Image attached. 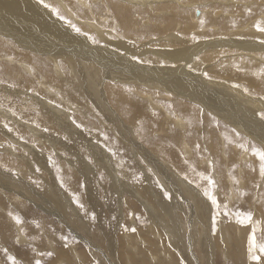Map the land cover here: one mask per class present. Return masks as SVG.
<instances>
[{"label":"rangeland","instance_id":"rangeland-1","mask_svg":"<svg viewBox=\"0 0 264 264\" xmlns=\"http://www.w3.org/2000/svg\"><path fill=\"white\" fill-rule=\"evenodd\" d=\"M204 1L202 0L201 4L187 7L193 13L195 9H200L203 13L206 8L209 15L214 11L225 14L224 10L218 8L213 2L206 4ZM182 2L183 0L180 1V3ZM257 4L260 6L259 3ZM187 7L180 11H188ZM263 10L264 7L261 9L264 13ZM60 15L65 17L63 22L68 25L69 31L78 36L79 34L88 35L87 28L77 25L63 14ZM192 17V14L187 15L186 22L182 25L185 29L182 30L181 37L187 39L188 31L191 44L200 47V50L206 43L205 41H210L212 38L204 37L209 34L205 29L193 31L187 27L191 24ZM196 17L200 18L198 15ZM224 17L228 16L222 15L217 20ZM256 18L254 24L260 22ZM100 20L101 17L95 18L96 22L94 23L103 24L107 27L105 31L108 33L109 30L113 32L110 35L115 41L118 40L119 45L131 43L126 36H120L122 34L117 31L113 23L117 20L110 23ZM165 27L166 25L163 28ZM77 28L80 29L79 32L76 30ZM167 28L169 30L168 26ZM89 35L93 40L95 34ZM168 35L169 32L164 36ZM142 41L138 42L141 44H139L140 47L148 44L146 40ZM9 45L8 57L14 59V54L24 51L11 48L10 41ZM91 45L106 46L100 39L97 42L93 40V43H87L88 47ZM54 48L59 55L44 56L42 58L45 61L43 63L44 72L38 74V70L35 69L33 77L15 66L12 68L11 78H8L5 75V67L1 66L0 109H6V111L0 112V124H4L0 125V264H12L10 257H16V264H36L37 261L40 264H258L252 259V233H255L258 243L264 244V177L260 175V160L253 154V150L264 149V138L260 137V134H253L249 137V134L237 133V130H234L236 125L225 120L228 113L213 112L211 108L207 109L212 103H205L198 96L197 101H201V103L197 102L194 96L198 94L199 90H202L208 96L216 98L224 109L229 110L234 118L237 117V120L240 118L241 122L244 120L243 112L237 110L233 105L228 106L230 103L235 104L238 101H224L223 92L256 97L258 100H254L257 102L248 106L257 107L253 113L259 116L264 124V119L261 118V114L264 113V93L257 95L250 88H245L249 92L238 87L237 89L225 79L209 76L208 70H211L212 67L217 68L218 65L215 63H220V60L223 62V58L226 56L220 55L215 62H209L210 64H198L197 66L196 60L190 61L192 64L184 62L188 68H183L184 71L172 72L173 74H182L183 79L186 78L188 83H193L188 84V88L183 92H176L170 81H150L149 84L135 83V86L125 85L126 89L129 87L126 90L127 93L133 95L142 93L151 97L155 107L151 102L136 96L131 102L110 105V111L105 109L107 106L104 105L103 112L100 113V108L95 111L91 103H89L90 107H86L82 95L83 103L81 102L78 94L81 93V90L78 91V88H74L75 84L71 80H63V73L68 66L66 60L60 55L68 54L60 52L64 50L63 47L60 51L58 45ZM128 50L130 49L128 48ZM139 50L141 51V49ZM139 50L137 53H133L129 64L134 62L139 71H145L147 68L143 69V65L138 64L139 61L144 62V59L138 57ZM199 50L196 54H199ZM48 52L49 49L44 50L45 54ZM257 53L262 58L261 55L264 52ZM121 54L122 57H126V53ZM4 55L0 51V57H4ZM112 57L113 55L108 56L109 63L114 61ZM146 57L151 60L148 61L149 63L145 61L144 65L148 64L152 68H157L159 72L163 73L160 74L164 76L162 79H167L163 70L168 67L163 63L166 61L159 57L157 60H152L149 54L144 56L145 59ZM50 59H56L59 70H55V64ZM100 59L106 60L102 57ZM249 59L251 58L244 59L242 65L251 61ZM258 60H260L259 57ZM156 61L161 62L156 63ZM159 63L163 65L159 66ZM237 63H241L240 60ZM177 64L175 68H178ZM101 65L103 66L104 63ZM30 66L34 68L33 65L30 64ZM67 70L69 74L70 70ZM219 71L222 73L221 69ZM151 73L148 72V74ZM156 75L159 76V74ZM31 78L34 82L32 84L30 83ZM157 78L159 79V77ZM170 79L174 78L169 76L168 80ZM206 79L209 83L205 84ZM38 82L42 83V89ZM129 83L134 82L130 81ZM207 85L210 87L208 88ZM219 85H223L225 89H221L218 87ZM158 87L159 89H157ZM7 91H12L13 94L9 96ZM260 93L262 92L260 91ZM193 97L195 100L192 99ZM190 100L192 105L196 104V108L197 104L201 106L197 108L201 117L198 115L199 117L196 118L197 128L193 129V138H196L197 141L184 143L192 149V152L185 154L182 148L184 144L179 143V136L187 133L188 127L183 124V121L178 124L176 119L182 118L178 117L179 103H186ZM2 101L8 103L3 104ZM66 103L73 105L74 108L75 105L80 106L82 103L80 110L88 111L89 116L87 115L85 119L88 123L84 124L83 122L82 125L83 127L87 126L86 128L90 131L88 133L89 141L92 144L95 143L98 153L95 147L91 149L77 140L73 133L75 129L62 131L61 128L65 127L63 124L71 125V121L80 127L81 112L68 111ZM104 104L107 105V101ZM203 105H206L207 108L205 109ZM140 108L146 109L149 113L142 119V123L150 121L147 136H143L139 132L140 122L137 120L139 117L135 114ZM59 109L64 111L60 112ZM65 110L67 118L70 117V120L62 116L65 115ZM206 111L208 118L205 117ZM102 113L105 119H103ZM222 115L224 116L222 117ZM154 117H157L155 123L153 122ZM53 119L56 120L52 122ZM208 120H213L212 122L216 125L215 129L219 132L218 136L210 135ZM245 121L250 122L247 118ZM107 122L111 123L109 124L113 129L110 128L111 126L109 129H105L104 124ZM190 124L193 126L192 123ZM221 128L234 133L237 141L232 142L228 147L225 140L221 143V139H219ZM241 128L249 130V127ZM77 130L80 129L77 128ZM100 132L103 133L102 136L97 137L95 133ZM173 132H177L179 146H173L169 151L182 155L181 158L178 157L179 160L194 171L189 169L188 172L184 168H180V170L171 163L166 165V161L168 162L169 159L163 151L164 145L157 142L163 140L171 142L170 136ZM104 137H107V141ZM10 139L17 144H13ZM152 140H155V143ZM114 144H117L118 147L134 149L135 157H130L129 153L126 155L123 149L118 148V155L124 159L113 156L110 159L111 170H108L107 167L101 166V158L104 157L107 160L106 154L113 152ZM2 147H10L11 154L2 150ZM99 154L103 157L100 158ZM45 161L49 162L46 164ZM140 162L145 163L144 168H141ZM194 162L195 166L192 165ZM86 165L91 167L92 173L86 171L88 170ZM171 166L176 167L175 171H178L182 179L188 182L183 191L177 186L176 177L174 182L171 179L166 183L168 190H165L159 183L163 176L167 178L169 171L174 170L173 167L170 168ZM111 173L115 175L112 176L113 178ZM209 177L215 181V188L209 183ZM148 178L152 189L162 190L161 199L164 202L170 203L175 200V192L178 196L182 191V196H179L176 201L178 205L173 208L178 220H183L182 224H178L180 234L177 241H173L175 237L171 231L163 228L164 226L157 227L160 218L155 217L154 220L149 218L145 206L134 197L133 191L143 189V184L146 179L148 181ZM113 184L119 188L118 193L113 188ZM132 186L137 189L133 190ZM194 190H197L198 196ZM205 191H210L216 196L220 204L219 208L204 195ZM55 192L57 196H55ZM140 194L143 195L142 192ZM59 199L67 201L69 207L71 206L67 207V213L63 208V210L52 209L54 208L52 204L55 202L53 200L60 203ZM174 205L176 204L174 203ZM57 206L60 207L58 203ZM157 210L162 211L160 203L157 204ZM249 212L252 213V222L240 223L242 216ZM164 215H167V212H164ZM16 217H19L21 222L18 223ZM133 228L135 232L131 231ZM227 230L228 232H226ZM21 236L22 239L19 238ZM214 240L218 244L216 247L213 246ZM230 240L233 242L235 240L237 247L229 245ZM225 242L227 244L223 245ZM49 252L52 255H48ZM255 254L261 256L259 264H264V253L256 251Z\"/></svg>","mask_w":264,"mask_h":264},{"label":"bare ground","instance_id":"bare-ground-1","mask_svg":"<svg viewBox=\"0 0 264 264\" xmlns=\"http://www.w3.org/2000/svg\"><path fill=\"white\" fill-rule=\"evenodd\" d=\"M180 1L181 0H44L45 4L51 6L49 8H45L44 4L40 3V0H0V51L5 54L4 57H0V63H1L0 70H1V66H4L5 75L8 78H11L12 68L16 66L18 67L19 70L23 71L27 75L30 76L32 75L33 77L34 76L33 71L35 69L38 70V74L44 72L43 63H45V61L42 58L47 55L58 56L59 54L56 53L57 51H55L54 47L58 45L59 51L63 47L64 50L60 52L68 54V55H60L66 60L68 66L65 72L63 73L64 75L63 80L65 81L71 80L73 84H75L74 88H78V91L81 90V93H78L80 95L79 98H81L82 95L83 102L86 107H90L89 103H91L94 106L95 111H98L100 108V113H101L103 112L104 105L105 107L107 106V108L105 109L109 110L110 105H116L117 103H123L127 101L131 102L136 96L140 97L145 101L151 102L153 107H155L154 100H152L151 97H148L147 95H144L142 93H137L136 95L127 93L126 90L129 87L126 89L125 85L128 84L135 86V83L149 84L150 81H157V82L170 81L174 86L176 92L177 91L183 92L188 88V84H193V83L192 82L188 83L185 80L186 78L183 79L182 74H173L172 72L181 71L183 70V68H186L187 66L184 64V62L191 63L192 61L196 60L195 62L197 63L198 66V64H208L209 62H215L216 59H218L217 57H219L220 55L221 56L226 55L223 58V62H221L220 60V63L218 62L219 64L215 63L218 65V66L216 65L217 68L212 67L211 69L210 67L211 70H208L209 72L207 71L209 76L211 77L215 76L214 78H221V80L225 79L228 81L229 84L231 83L235 88H237V85H239L238 88L243 89L244 91L249 92L248 90H245V88H250L251 91L252 92L254 91V93L257 95L263 94L264 66L262 65H264V53L263 55H261L262 58H260V56H258L257 53V52H264V43H261V41H264V31L259 30L261 28H264V13L261 11V9L264 7L263 0H205L204 2H206V4L208 2H213L218 8H222L224 10L225 14L228 17H224L221 20H217V19L218 17L225 15L223 14V12L214 11L209 15L207 14L205 8L203 13L201 12L202 10L200 11V9L199 10L195 9L193 13V11H190L189 7H187V6H193L194 4H201L203 3L202 0H183L182 3H180ZM257 3H259L260 6ZM157 4H160L162 6H158ZM185 7L188 8L186 9L188 11H184V12L180 11ZM52 8L59 9L60 14H63L67 18L73 20L77 25L87 28L86 30L88 35L85 36L79 34L78 36L74 32L69 31L68 25L65 22H63V20L60 19L55 12L52 11ZM188 14H192L193 17L190 21L191 24L187 25V27L191 28V30L193 31H198V30L202 31L205 29L207 30V32H209V34L204 37L206 39L212 38V40L210 41H205L206 43L203 45V48L200 50H199L200 47H195L194 44L193 45L191 44V40L188 36L189 35L188 31H187V39L181 37L182 30L185 29V27H183L182 25L186 22V18ZM196 15H198L200 18L196 17ZM99 17H101V20H103V22L108 21V23H110L113 20H117L113 23L116 26L117 31L120 34H122L120 36L121 37L126 36L131 41V43L127 45L125 44L119 45L117 43L118 40L115 41V39L110 35L113 32L109 30L108 33L107 31H105L107 27H105L103 24L98 25L94 23L96 22L95 18H99ZM256 17L259 19L260 22L257 21L258 23L254 24V20ZM150 24L151 26H148ZM159 25H161L162 27H158ZM164 25H166L165 28H163ZM167 26L169 27V30ZM168 32L169 35L164 36ZM91 33L95 34V36L93 37V40L95 42L99 41L100 39L101 41H104V45L106 46L91 45L88 47L87 43H93L92 37L89 35ZM142 40H144V42L146 40L148 43L145 44L144 47H140L141 44L138 43L141 42ZM9 41L11 42V48L15 50H17V48L20 50H24V51L17 50L18 52L14 54V59L8 57V54L10 52ZM128 48L130 50H128ZM46 49H49V52L47 54L44 53V50ZM139 49H141V51ZM184 49L186 50V52ZM138 50H139L138 57L139 59L141 58L142 60L144 59V62L145 61L148 62L151 60L147 57L146 59L144 58L146 54L147 55L149 54L152 60L153 59L157 60L158 57L165 60L166 62L163 61V63L167 64L168 67L163 68V70L165 73V77H167V79L165 78L162 79L163 75L161 76L160 74L163 73L161 71L159 72L157 68H152L151 65L148 64L144 65L145 63L143 61H142L143 63L139 61L138 64L140 66L143 65L142 66L143 69L147 68V70L145 71H139V68L136 67L137 64H135L134 62L129 64V60H131V56L133 55V53H137ZM198 50L200 55L196 54ZM115 52H120V53H115ZM121 53H126V57L125 56L122 57ZM109 55H113L112 59L114 60L110 63L108 60ZM101 57L106 60H101L100 59ZM258 57L260 60H258ZM226 58H228V60H225ZM247 58H251L249 59L251 61L244 64L243 66L242 62L244 63V59L247 60ZM238 60H240L241 63H237ZM50 61L55 64V70L56 69L59 70V67L56 65V59H50ZM158 62L156 61V63ZM101 63H104V65L102 66ZM176 63L179 64V65L177 64L178 68H175ZM196 63L193 64L196 65ZM30 64L33 65L34 68H32ZM160 65L163 64L159 63V66ZM199 67L198 69H200ZM67 69L70 70L69 74ZM220 69L222 73H219ZM197 71L195 72L197 73ZM148 72L159 74V76L152 73L148 74ZM169 76L173 77L174 79L168 80ZM157 77H159V79ZM32 79L33 78L30 79L31 84L34 83ZM130 81L134 83H129ZM38 83L40 89H42L43 88L42 83L41 82ZM206 83H209L207 79L205 84ZM209 87L210 86H208V88ZM218 87H220L221 89H225L223 85H219ZM157 89H159V87ZM260 91L262 93H260ZM204 92L206 91L204 90ZM7 94H9L10 96L13 94V92L7 91ZM197 96L201 97L205 103L206 102L208 103L210 102V104L212 103L209 108L205 107L206 105L205 106L203 105L205 109L207 108L210 110L211 108L213 112L216 111V113L219 112V114L223 112L228 113L227 117L225 116L226 117L225 120H227L226 122H229L230 124L236 125L234 130L235 131L237 130V133H240L242 135L249 134V137L250 135L253 134H257V135L260 134V137L264 138V135H262L264 134V124L261 122L259 116L253 113L257 110V107L254 106V108H251L250 106H248L257 102L256 100L258 99H256V97L253 96L246 97L247 95L245 96L244 94L238 95L227 91L223 92V97L225 99L224 101L227 100L238 101L235 104L230 103L228 106L233 105L237 108V110L239 109L241 112H243L242 115L244 117V120H242L241 122L240 118H238L239 120H237L236 119L237 117L234 118L233 114L230 113L229 110L224 109L219 104L220 102L216 100V98H213L212 96H208L207 93H203L202 90H199L198 94L194 96L196 98V101H197ZM194 97L192 99L195 100ZM106 101H107V105L104 104ZM81 102H82V98H81ZM191 102L192 101L190 100L187 101L186 103H179L178 105L179 108L178 117L180 118L182 117V118L181 119L178 118L176 120L178 121V124H181L182 123L181 121H183V124H186L188 127V132L187 133L184 132L185 134L179 136V143L182 145L184 143H188V142L195 143L197 141L196 138H193L194 137L193 129L197 128L196 118L199 117L198 115H200L201 117V114L200 113L198 114L199 110L197 111V108L201 106L197 104L198 107L196 108L195 107L196 104L192 105ZM197 102L201 103V101H197ZM5 103L3 102V104ZM82 103L80 104V106L82 105ZM66 104L68 111L81 112V119L79 121L80 127H78V125H76L71 121V125L63 124L65 127L61 128L62 131L75 129L73 133L76 135L77 140L83 142V144H85L86 147H90L91 149H93V147H95L94 145L95 143L92 144L89 141L90 137L88 133L90 131L86 128L87 126L83 127L82 125L83 122L84 124L88 123L86 122L87 120H85L87 118L88 111H81L80 106L75 105L74 108L73 105L69 103ZM1 111H6V109L1 108L0 112ZM59 111L63 112L64 110L59 109ZM64 113L65 115L62 116H64L67 120H70V117L67 118L68 115L66 114L67 113L66 110ZM225 113L224 115H226ZM2 114L4 113L2 112ZM148 114H149L148 111L144 108H140L139 111L135 114L137 117H139L137 118V120H139L140 122L139 132L143 136H147L149 132L148 127L150 125V121L147 120L144 123H142V119L147 117ZM224 115H222V117ZM102 117L103 119H105L104 114L102 115ZM205 117H207V111ZM246 118L250 120V122L248 121L250 124L247 121H245ZM55 120L56 119H53L52 122H54ZM156 121H157V117H154L153 122L155 123ZM212 121L208 120L209 133L210 135L218 136L219 132L215 129L216 125ZM109 123L107 122L106 124H104L105 129L107 128L109 129V126H111L110 125L111 123L110 124ZM190 123H192L193 126ZM58 126L60 125L58 124ZM68 126L69 128H66ZM240 126L244 127L245 129L249 127V130L246 131ZM77 128L80 130L78 131ZM110 128L113 129L112 126ZM220 130L222 132L221 135L219 136V139H221V143L223 142V140H225V144L227 147L232 142L237 141V138L233 135L234 133L233 134L232 132L230 133L229 130L225 128H221ZM102 134L103 133L101 132L98 134L95 133L97 137L102 136ZM12 139H10V141L13 144H17V142H13ZM104 139L107 141V138L104 137ZM170 141L171 142H167L163 140L161 142H157L159 144L164 145L163 151L165 152V155L169 159L168 162L166 161V165L171 163L174 164V166H176L178 169L184 168L188 172L189 169L193 170L192 168L188 167L187 164L179 160L178 157L181 158L182 155L169 151L173 146H179L177 132L172 133V135L170 136ZM152 142L155 143V140H152ZM118 148L123 149L126 155L127 153H129L130 157L133 158L135 157L134 149L125 148L124 146L118 147L117 144H114L113 149L111 148L113 152L111 154L108 153L106 154L107 160L99 154L100 158L103 157L105 159L103 161V158H101L102 161L101 166L103 168L107 167L106 169L111 170L110 159H112L113 156L115 158L118 157L124 159L123 157H120L118 155L119 154ZM182 148L185 154H189L190 152H192V149L187 144H184ZM2 150L7 151L8 154H11L12 152V149L10 147L9 148L2 147ZM96 152L98 153L97 148H96ZM140 163L142 164L140 165L141 168H144L145 163L143 162ZM88 165H86L88 170L86 169L85 170L89 173H92L91 167H89ZM137 165L139 167V164ZM192 165L195 166L196 163L194 162ZM172 167L173 166H171L170 168ZM176 167H173L174 170H171V172L169 171L167 178L163 176L162 181L159 182L160 184H162V187L165 190L166 189L168 190L166 183L171 179L174 182L175 177L177 178L176 181L177 186H179L182 189V191L186 186V184L188 183L186 180L182 179L181 174L178 171L177 172L175 171ZM110 175L111 177L115 176L112 173ZM146 181L143 184L142 187L143 189H140L139 191H133L135 199H137V201H139L140 204L145 206L146 210L149 213L148 216L149 218H152V220H154L155 217L160 218L157 227L162 228L164 226L163 228H166V230L171 231L172 235L175 237L173 238V241H177L179 239V234H180L179 232L180 228L178 224H182L183 220L182 221L178 220V217L175 215L173 208L178 205V202L176 203V201L179 196H182L181 193L182 191L179 193L180 195L178 196H176V192H175L174 195L175 200L171 201L170 203L164 202L161 199L162 190L159 189L158 191H156L155 189H152L149 185V181H150L149 178L148 181L147 182ZM113 185H114L113 188L116 190V193H118L119 188L117 187V185L115 184ZM133 186L132 189L136 190L137 187H133ZM141 192L143 193V195L140 194ZM194 192L198 196L197 190H194ZM52 195L54 194L52 193ZM55 196H57L56 192H55ZM48 198L50 199V197ZM79 198L82 199L81 197ZM55 199L57 200V198ZM56 200H53L55 202L52 204V207H54L52 209L54 210L64 209V211L66 212L67 207L68 208L71 207V206L69 207L68 202L63 201V199L61 200L59 199L62 203L61 202L59 203ZM57 203L60 205V207L57 206ZM158 203L161 204L162 211L157 210ZM174 203L176 205H174ZM62 204H65L66 207L65 205ZM164 212H167V215H164ZM226 232H228V230ZM19 238L22 239L23 237L21 236ZM225 244H227V242H225L223 245ZM229 245H231L232 247H237V243L235 240L234 242L233 240H230ZM213 246L214 247L218 246L216 240H214Z\"/></svg>","mask_w":264,"mask_h":264},{"label":"snow or ice","instance_id":"snow-or-ice-1","mask_svg":"<svg viewBox=\"0 0 264 264\" xmlns=\"http://www.w3.org/2000/svg\"><path fill=\"white\" fill-rule=\"evenodd\" d=\"M40 3L44 4L45 8L51 7L50 5L45 4L44 0H40ZM52 11L55 12L59 16L60 19H62V20L65 19L64 16L60 15L59 9L52 8ZM76 30L78 32L80 31V29H78V28ZM259 30L260 31H264V28H261ZM261 43H264V41H261ZM237 87H239V85H237ZM261 118L264 119V113L261 114ZM253 154L259 157V160H260V175L262 177H264V149H254L253 150ZM208 180H209V183L212 185V187L215 188V186H216L215 181H213L210 177L208 178ZM204 195L208 197V199L211 201V203L213 205H216L217 208L220 207V204H219L216 196L213 195L210 191H205ZM169 198H171L170 195H169ZM81 207H83V206L81 205ZM16 220H17L18 223L21 222L19 217H16ZM245 222H247V223H251L252 222V213L249 212V213H247V214L242 216V218L240 220V223H245ZM131 231L135 232V229L133 228V229H131ZM252 245H253V247L251 249V251H253L252 259L254 261H257L258 264H259V261L261 260V256L255 254V253H256V251H258L259 253H264V244H260V243L257 242L255 233H252ZM47 254L48 255H52L51 252H49ZM9 259L12 261V264H16V257H10ZM36 264H40V262L37 261Z\"/></svg>","mask_w":264,"mask_h":264}]
</instances>
